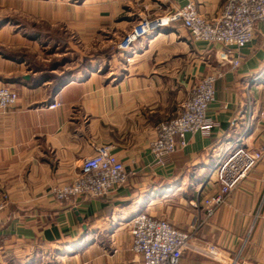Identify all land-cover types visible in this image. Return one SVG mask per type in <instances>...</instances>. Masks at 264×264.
Wrapping results in <instances>:
<instances>
[{
  "label": "crops",
  "instance_id": "obj_1",
  "mask_svg": "<svg viewBox=\"0 0 264 264\" xmlns=\"http://www.w3.org/2000/svg\"><path fill=\"white\" fill-rule=\"evenodd\" d=\"M31 1L34 19L53 20L45 9L52 0ZM125 1L116 2L110 20L133 21ZM189 1L142 0L140 16L167 15ZM193 1L213 18L226 0ZM11 20L0 15V86L18 95L10 111H0V202L9 197L0 210V264H144L121 235L140 213L192 231L196 248L221 252L218 261L189 249L180 264H264V158L211 217L205 209L220 191L210 173L227 147L244 133L248 148L264 147L263 23L232 69L220 44L194 41L180 20L135 42L131 60L113 47L108 60L62 57L56 66L44 36ZM215 70L224 75L208 111L211 133H187L186 146L156 164V127L177 116L195 84ZM103 144L131 171L129 184L108 196L59 202L52 188L70 182Z\"/></svg>",
  "mask_w": 264,
  "mask_h": 264
},
{
  "label": "built area",
  "instance_id": "obj_2",
  "mask_svg": "<svg viewBox=\"0 0 264 264\" xmlns=\"http://www.w3.org/2000/svg\"><path fill=\"white\" fill-rule=\"evenodd\" d=\"M176 20L182 22L194 41L220 44L223 48L222 60L236 69L241 64L239 50L254 39L256 25L264 24V0H226L220 14L213 18L200 14L196 3L190 0L168 18L146 19L125 36L119 47L129 56L136 40ZM223 75L224 71L215 70L202 77L183 102L180 113L156 127L155 137L150 144L156 164H162L167 156L183 149L187 144V133H211L214 122L208 111L215 99L216 82ZM17 97L11 87L0 86V111H10ZM59 105V102H55L50 107ZM245 135L227 147L211 170L210 177H215L220 183V191L205 200L209 217L214 214L215 207L223 203L226 196L264 158V147L248 148ZM130 176L131 171L112 152L111 145L103 144L96 148L93 155L82 160L79 171L70 182L58 184L51 191L59 202L77 197L99 198L128 185ZM8 200L9 197L4 195L0 210L6 207ZM129 225L131 250L142 257L144 264H180L181 256L189 249L221 260V252L216 246L207 244L194 247L192 231H182L165 219L142 213L135 216Z\"/></svg>",
  "mask_w": 264,
  "mask_h": 264
},
{
  "label": "rangeland",
  "instance_id": "obj_3",
  "mask_svg": "<svg viewBox=\"0 0 264 264\" xmlns=\"http://www.w3.org/2000/svg\"><path fill=\"white\" fill-rule=\"evenodd\" d=\"M27 1L31 0H11L9 1L11 3L6 4H1L0 2V15L6 17V19H12L11 22L17 21L21 29L27 31L33 30L41 33L49 45L52 46L51 50H53L54 53L50 56V61L53 60V62H56L55 60H60L62 57L68 58L69 60L70 58L83 57L87 64L88 60L93 59V54L95 57L98 56L107 59L108 55H111L109 53L113 52V47H116L117 50L121 51L123 54V50L120 49L119 45L123 42L125 36L135 27L143 23L146 19L150 20L155 17L168 18L175 12L173 11L167 15L146 14L145 12V16H140L143 12L140 4H144L142 0H126L124 4L130 6V8L127 9L132 15L133 21H120L119 23H115L113 18L111 20L109 19L110 15L114 12L116 7L119 8L121 6H116V2L123 0H84V2L83 0H52V4L47 5V8H45L47 12L53 15V20L48 22L40 18L34 19L31 16L29 13L30 10L28 9L29 5H26ZM20 3L23 4V6ZM148 5L149 8H147ZM39 7L44 9L42 6H37V8ZM147 7L144 11L152 8L150 4H147ZM39 11L43 12L44 10L40 9ZM100 13H102L103 17L99 21ZM60 15L66 18L63 17V20L60 21L57 19ZM67 18L69 20H67ZM11 22L9 24L12 26L17 25ZM109 50H111V52H109ZM132 56V54L129 56L124 55V57H127L126 60H131ZM199 81L195 86L198 85ZM130 229L129 225L124 230V232H126L125 235L124 233L121 235L129 238L131 246Z\"/></svg>",
  "mask_w": 264,
  "mask_h": 264
},
{
  "label": "trees",
  "instance_id": "obj_4",
  "mask_svg": "<svg viewBox=\"0 0 264 264\" xmlns=\"http://www.w3.org/2000/svg\"><path fill=\"white\" fill-rule=\"evenodd\" d=\"M65 61V60H64ZM60 63V61H57V62H53V66H56Z\"/></svg>",
  "mask_w": 264,
  "mask_h": 264
},
{
  "label": "bare ground",
  "instance_id": "obj_5",
  "mask_svg": "<svg viewBox=\"0 0 264 264\" xmlns=\"http://www.w3.org/2000/svg\"><path fill=\"white\" fill-rule=\"evenodd\" d=\"M140 214H142V213H140ZM140 214H138V215H140ZM136 216H137V215H136ZM133 218H135V216H134ZM133 218H132V219H133ZM132 219L130 220V222L132 221ZM130 222H129V223H130Z\"/></svg>",
  "mask_w": 264,
  "mask_h": 264
}]
</instances>
